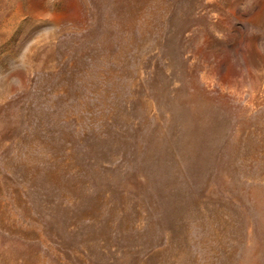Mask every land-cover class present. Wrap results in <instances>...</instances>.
<instances>
[{"label":"rangeland","instance_id":"374dc122","mask_svg":"<svg viewBox=\"0 0 264 264\" xmlns=\"http://www.w3.org/2000/svg\"><path fill=\"white\" fill-rule=\"evenodd\" d=\"M0 264H264V0H0Z\"/></svg>","mask_w":264,"mask_h":264}]
</instances>
